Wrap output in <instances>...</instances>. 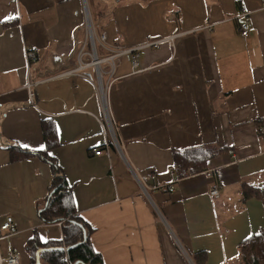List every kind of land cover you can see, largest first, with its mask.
Instances as JSON below:
<instances>
[{
	"label": "crops",
	"instance_id": "obj_1",
	"mask_svg": "<svg viewBox=\"0 0 264 264\" xmlns=\"http://www.w3.org/2000/svg\"><path fill=\"white\" fill-rule=\"evenodd\" d=\"M89 17L99 58L126 51L108 96L122 151L101 123L95 67L63 75L92 60ZM27 48L37 52L30 66ZM101 68L107 81L109 63ZM0 103V249L19 264H31L35 230L63 237L37 209L51 166L26 151L57 160L104 264H195L199 251L206 264H239L240 243L264 228L262 202L242 198L243 184L264 186V0H0ZM201 145L225 150L182 177L174 152ZM129 165L156 175L150 196ZM7 216L15 226L4 231Z\"/></svg>",
	"mask_w": 264,
	"mask_h": 264
},
{
	"label": "trees",
	"instance_id": "obj_2",
	"mask_svg": "<svg viewBox=\"0 0 264 264\" xmlns=\"http://www.w3.org/2000/svg\"><path fill=\"white\" fill-rule=\"evenodd\" d=\"M94 18L95 25L101 19ZM49 120L43 121L47 148L56 144L55 133ZM225 149L215 146H194L174 152V162L177 171L187 170L196 174L207 170L208 161ZM38 154L51 166L52 179L44 202L38 203L37 209L41 219L46 224L62 222L63 237L60 239L43 240L38 230L26 243V251L31 264H104L102 255L97 252L91 242L92 226L79 214L73 185L67 181L61 166L48 151L29 152L25 155ZM258 198L264 209V186L242 185V198ZM195 264H206L207 252L199 251L193 254ZM239 264H264V228L257 234L243 240L239 245Z\"/></svg>",
	"mask_w": 264,
	"mask_h": 264
},
{
	"label": "built area",
	"instance_id": "obj_3",
	"mask_svg": "<svg viewBox=\"0 0 264 264\" xmlns=\"http://www.w3.org/2000/svg\"><path fill=\"white\" fill-rule=\"evenodd\" d=\"M240 30L241 34L243 36H247L249 34V27L246 24H241L240 25ZM177 35H172L167 38V40L174 45L175 38ZM87 38L90 40L91 44V51L90 56L92 58L91 62H82L80 61L79 65L77 66L76 69L70 70L65 72L63 75H68V74H74L77 73L81 70H85L88 67H95L96 69V74H97V81H95V87L97 89V93L99 95V98L102 101L103 104V109H104V119L101 122L106 130L109 132L111 135V138L113 140V143H115V146L121 150L120 142L118 141L117 138V130H116V122L114 118L112 117L109 109H108V96L111 91V88L113 86V71L116 65V61L120 56H122L126 51L123 49H118L115 50L111 55L106 56L104 58H99L96 53V41H97V35L93 27L92 20L89 18L88 25H87ZM101 41H106L107 39V34L103 32L100 36ZM132 51H136L135 49ZM133 66L138 68L139 66V60H138V54L133 52ZM84 54V50L82 49L79 53V59L81 60L82 55ZM37 59V52L35 49H28L26 50V61L28 66ZM106 62L109 63L110 68H109V79L107 81L103 80V74L104 71L101 68V63ZM86 79H88L91 82H94V78L87 75V74H82ZM33 101V100H32ZM2 113V105L0 103V114ZM122 151V150H121ZM95 154L96 155H101L102 154V149L97 148L95 149ZM129 168L133 175L135 176L136 180L142 187L143 191L150 196L149 191L152 189V182L155 181L156 175L151 172V171H144L140 172L138 171L134 166L129 165ZM170 175L173 178V182H176V173L174 170L170 171ZM188 175V172L184 170L182 172L181 176L186 177ZM210 194L214 197H220V185L218 182H216L210 189ZM60 226H62V222L56 223ZM14 218L12 216H7V218L2 222L1 224V229L2 230H11L14 228ZM1 239V237H0ZM20 263V254L14 252V251H9L8 254L3 255L0 249V264H19Z\"/></svg>",
	"mask_w": 264,
	"mask_h": 264
},
{
	"label": "snow or ice",
	"instance_id": "obj_4",
	"mask_svg": "<svg viewBox=\"0 0 264 264\" xmlns=\"http://www.w3.org/2000/svg\"><path fill=\"white\" fill-rule=\"evenodd\" d=\"M25 147H27V145H25Z\"/></svg>",
	"mask_w": 264,
	"mask_h": 264
},
{
	"label": "bare ground",
	"instance_id": "obj_5",
	"mask_svg": "<svg viewBox=\"0 0 264 264\" xmlns=\"http://www.w3.org/2000/svg\"><path fill=\"white\" fill-rule=\"evenodd\" d=\"M90 18V17H89Z\"/></svg>",
	"mask_w": 264,
	"mask_h": 264
}]
</instances>
